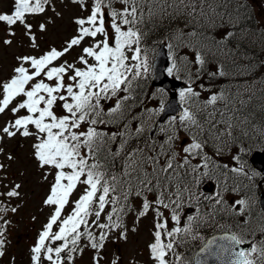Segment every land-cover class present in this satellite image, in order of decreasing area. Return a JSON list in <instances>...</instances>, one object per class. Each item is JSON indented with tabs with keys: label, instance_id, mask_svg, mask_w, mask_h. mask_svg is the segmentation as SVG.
<instances>
[{
	"label": "snow or ice",
	"instance_id": "1",
	"mask_svg": "<svg viewBox=\"0 0 264 264\" xmlns=\"http://www.w3.org/2000/svg\"><path fill=\"white\" fill-rule=\"evenodd\" d=\"M72 2L84 6V0ZM180 2L183 3L184 0ZM47 3L48 0H14L13 10L10 14H0V22L7 26L9 35H15L14 31H10L12 26L22 25L31 46L39 48L37 37L32 33V25L25 17L27 14L44 12V5ZM119 3L123 7L117 10L112 7V0H93L90 14L86 18L74 20L77 25L76 34L66 40L60 49L50 47L39 56H17V64L11 75L0 81V114L8 110L15 117L0 128V140L17 135L33 137L35 142L31 147L34 159L41 169L49 168L54 171V181L43 201L45 206L52 208V212L31 249L32 264H41L42 259L49 264H64L65 257L67 264H73V254L82 252L79 249L82 238H86L91 248L96 250L94 264H101L100 250L104 247L108 232L101 231L99 237L94 235L89 230V217H95L91 224L101 230L120 229L123 227L119 222L120 215L126 213L130 207L129 198L133 196L140 199L138 218L148 215L150 211L155 213V231L152 234L154 242L148 246L155 264H168L166 257L174 250L176 238L193 231V217L189 216L188 222L181 227L182 219L176 209L181 207L185 196L189 200L198 199L179 172V169L189 164V157L199 155L203 149L195 136L182 149L186 155L179 164L176 163L178 153L171 148L176 139L175 131L165 142L169 145L167 153L164 145H161V150L155 155L145 156L141 149L125 152L127 161L119 176L111 175L109 178L106 171H102L104 165L98 160L105 137L95 126L106 122L104 115H114L121 108L120 100H117L115 107L109 108L105 113L101 101L111 99L119 92H127L131 85L129 73L132 74L131 79L135 80L146 75L150 67L147 55H141V33L135 27L142 22L143 15L141 12L140 19L137 18V0H119ZM192 7L194 11L195 6ZM107 17H111L110 26H106ZM39 29L43 33L47 31V26L40 24ZM98 35L102 39H97ZM88 39L93 42L82 47V54L76 62L70 63L63 59ZM3 43L10 45L12 41L6 39ZM127 52L132 53L131 60L134 64L127 63ZM196 61L200 64L204 62L199 52L196 53ZM175 68L173 62L168 74L172 75ZM179 95L181 102L186 104L198 93L188 87L181 90ZM217 99V96H212L208 103L215 104ZM21 110H25L26 114L18 115ZM179 122L186 130L200 127L196 114L188 107L181 112ZM172 125L174 128L175 118ZM142 131V127L136 129L137 134ZM126 143L125 140L121 144L115 156L121 155ZM203 167L206 169L207 164ZM196 171L197 168H192V172ZM232 171L244 174L243 166ZM203 175H207V172ZM47 176L48 173H45L44 178L47 179ZM196 182H199L198 177ZM78 186H83V191L73 201L71 197L74 192L79 191ZM19 187L20 185H15L5 195L18 196ZM147 193L153 194V198L149 199ZM215 203L220 204L221 199H216ZM236 204L240 205L237 214L242 215L247 201L241 199ZM69 205L71 211L63 215ZM106 205H112V208L106 214L108 222L101 223V214L105 212ZM161 209L169 210L170 219L175 222L176 226L170 230L168 218ZM0 211L6 212L7 209L0 208ZM11 211L15 212L16 209ZM113 215L117 217L116 220H113ZM244 223L248 221L245 220ZM54 225L57 231H53ZM3 227L0 225V237H3ZM261 232H264V228ZM119 236L127 239L124 232H120ZM163 236L171 238L168 243L163 242ZM46 241L60 243L53 247L46 244ZM3 244L4 240L0 238V248H3ZM240 245L250 246L239 247ZM200 253L206 254V259L214 258L219 264H264V239L250 242L235 232L225 233L209 239ZM3 254L0 251V255ZM175 259L180 262L183 258L177 255ZM111 264H117V261L113 260ZM195 264H205L199 254Z\"/></svg>",
	"mask_w": 264,
	"mask_h": 264
},
{
	"label": "rangeland",
	"instance_id": "2",
	"mask_svg": "<svg viewBox=\"0 0 264 264\" xmlns=\"http://www.w3.org/2000/svg\"><path fill=\"white\" fill-rule=\"evenodd\" d=\"M249 2L255 7L258 22L264 25V0H249ZM13 3L14 0H0V14H10L13 10ZM179 3L180 0H162V5H174L176 7ZM55 4V8L51 11L46 9L42 13L28 14L25 17L26 21L32 25V33L37 37V42L40 45V47L36 49L31 46L22 25L17 24L12 26L10 31H14L15 35H9V29L7 26L0 22V81H3L11 67L13 68L17 64V60L15 59L17 56L31 55L32 53L36 54L40 50L41 52H44L45 49L48 50L50 47L60 49L66 40L76 34L77 25L74 23V20L76 18H83L87 11H83L80 4H72L68 0H57ZM115 4L117 10H120L123 6L120 5L119 2H116ZM85 5L88 7L89 4L85 3ZM162 11V6H160L159 12L162 13ZM231 11V17H233L235 13L242 15V12L234 8H232ZM110 23L111 17H108L106 19V26H110ZM40 24H45L47 26V31L41 33L39 29ZM163 25L165 26L166 24L164 23ZM193 27L194 25H190L185 21L178 19L171 21L170 28L176 29L179 33H186ZM197 37L199 41L203 43L194 46H184L180 40H175L173 42L180 63L187 61L192 64H197V52L201 54L202 58H207L209 56L215 57L217 55L214 49L219 47L209 43V41L204 42L208 36L202 33V35L198 34ZM6 39L11 40L12 43L10 45L4 44L3 41ZM214 40L217 41V39ZM91 42L92 41H84L82 46L75 47L63 59L70 63L76 62V54L79 56V54L82 53L81 49L85 43L89 44ZM243 43L245 49L242 50V53L248 57H251L254 49L259 46L257 40L250 35L245 36ZM187 68H189V66H187L186 69ZM236 70H239V68ZM232 76H234V78L236 77L235 75ZM204 96L205 95H202L200 98H203ZM154 99L158 101L161 100L157 97ZM191 99L192 97L189 99L188 104H185L186 106L191 105V107H193ZM113 102L114 98H111L107 101H103L102 105H105V107L108 108ZM14 118V114L8 110H6L5 113L0 114V128ZM247 118L252 120L255 119L252 115H247ZM177 124H179V127L176 123L174 128L172 124L164 126L160 131V135L162 141L165 143L168 136L172 135L173 131H175L176 139L172 142L171 148L178 153L176 160L179 162L182 161V158L186 155L183 153L182 149L188 146L192 141L185 137V128L181 126L180 123ZM233 130L237 131L235 128H233ZM222 131V128L216 126L213 120L210 119L209 131L206 133L207 137H205L209 140V145L205 149V154L189 157V164L185 168L179 169L180 174L187 177V183L191 186L192 190L198 188V183L195 182L193 177L192 168L199 169L200 167H203L205 163L208 164L211 160L215 159L216 152L219 154L223 164H228L233 167L239 165L238 157L241 154L239 145L243 144L232 147L230 146L229 140H226L225 143L220 141L217 144L212 141L214 136L220 134ZM238 134L242 139L245 138L244 133L240 132ZM33 139V137L26 138L17 135L11 139L5 137L3 140H0V149H2V151H0V159L6 168L5 171L8 175V180L11 186L17 184L20 185L18 189L19 195L13 200V204L18 207V212L14 215V219L17 223L13 227V230L8 234L9 246L0 249V251L4 253L3 255H0V258L5 264L12 256H16L17 259L13 260L11 264H32L31 249L35 245L39 233L43 230L46 218L51 209V207L43 204L47 187V179L44 178V174L48 173L47 177H49L51 172L49 168L41 169L34 159L32 155L33 149L31 147ZM197 141L199 140L197 139ZM223 143L225 145H223ZM166 149L168 152V144H166ZM9 157H11V159H9ZM246 176L251 185L254 186V174L248 173ZM260 182L261 180L258 178L257 183L259 184ZM211 186L212 184H204L202 187L204 191H211ZM235 187L237 189L236 194L230 192L224 194L221 192L220 196H223L226 201L228 200V204L231 197L235 199L239 198V200L243 199L239 194L238 187ZM146 195H148L149 199L153 198V194L151 193H147ZM225 196H227V198ZM78 197L79 195H74L72 200L74 201ZM189 204L191 206V203ZM129 205L130 207L124 215L125 227L120 229L112 231L101 230L91 224V221L95 219L94 216L89 220V230L97 237H99L101 231L108 232V236L104 241V247L100 250V255L102 256L101 262L104 259L102 264H111L113 260H116L117 264H155L148 247L149 244L154 242L152 234L155 231V213L150 211L148 215L138 218L140 199L133 197L130 200ZM107 207L108 205H106L105 212L101 214V223H107L104 222V214L106 213V210H108ZM186 209L190 210L191 207H184L178 212L182 219L181 227L188 222L189 216L193 217L194 227L197 225H206V223L202 224L205 215H202L201 207L197 206L196 209H192L189 213L186 211L187 215L185 214ZM161 211L164 212L168 218L169 230L171 227L176 226L175 222L170 219V211L166 209H161ZM262 228H264V223L260 222H255L250 226L242 227V236L246 238V236L251 235L252 232L260 233ZM133 229H135V231H133ZM120 232H124L127 239H121L119 236ZM185 235L184 238H186ZM190 237L191 236H188V238ZM162 240L166 243L168 237L163 236ZM86 244L87 245H85L84 249H81L82 252L77 254L75 264H94L93 256L96 255V250L92 249L91 246H88L87 242ZM168 254H170V252ZM166 259L168 260V264H179V262L173 261L172 255H167ZM41 264H48V261L42 259Z\"/></svg>",
	"mask_w": 264,
	"mask_h": 264
},
{
	"label": "trees",
	"instance_id": "3",
	"mask_svg": "<svg viewBox=\"0 0 264 264\" xmlns=\"http://www.w3.org/2000/svg\"><path fill=\"white\" fill-rule=\"evenodd\" d=\"M49 1L50 0H48V2ZM85 1H90L91 4L93 3V0H85ZM150 3H152V5L149 8V15L142 13L143 14L142 22L138 23L135 26L137 29H139L141 33V43H140V47L142 49L141 54H143V56L145 54L147 55L149 66L151 63V59L154 55V50L157 43L159 41H167L169 39L170 34L173 32V28H170L171 21L179 19L174 15V12L173 13L171 12L170 7H165L168 11H162L163 15H160L158 11V8L160 6H157L156 0H152ZM193 5L195 6L194 11L192 7ZM221 5H222L221 0H215V1L184 0L183 3L181 2L179 3V5L177 6V10H179L180 13L189 12L191 14H194L198 12L199 15L206 14L208 16L210 15L211 12H213L215 18L220 15V12L221 14H224ZM137 18L140 19L139 11ZM183 19L187 23V19H188L187 14L184 16ZM164 23L166 24L165 26L163 25ZM200 25L203 26L202 24ZM204 30H202L203 33ZM216 31H218V29ZM220 32H218L216 35H218ZM228 41H230L231 44L235 43L234 36L229 37ZM244 63L246 64L247 67L246 69L249 70L250 72H246L245 66L240 67L239 70H237V73L242 76H236L234 79L229 80L227 82L225 89L222 88L223 91L220 92V94H216L214 96H217L218 97L217 101H220V97L224 91L235 90L236 92L232 97L234 98V101H239L241 99L248 100V93L252 90V92L255 93V96L254 99L252 98L253 103L251 105L253 109L254 108L259 109L262 106H264V64H258L259 63L258 61L248 60V59L244 61ZM150 72L151 69L149 67V71L146 75H142L141 77L135 80H132L130 78L131 85L128 86V91L126 93L128 98L125 103L124 111H121L120 114L116 116V124L113 125L114 127H116L114 128V131H117L119 129V133L117 135H121V133H123V135L125 136V140L127 141V143L124 144V151L120 156H115L114 155L115 150L114 151L109 150V146L110 143H112V141L108 140V138H105V142L102 145L100 152L98 153V160L101 164L104 165L102 171H106L109 178L111 175L119 176L120 173L123 171L124 167L122 166L123 164L122 156L124 155L125 152H130L133 149H141L143 150L145 156L155 155L154 153L155 147L153 144V140H149L145 131L146 130L145 111L149 110L150 108L149 107L150 105L148 103L150 100V93H152V91L148 86V78ZM197 87L198 89H201L200 86ZM201 104L202 107L207 108L206 111L210 112L211 114L218 113L212 107L209 106L207 100H202ZM24 114H26V111L21 110V115ZM141 127L143 128V131L140 134H137L136 129ZM104 137H106L105 133H104ZM230 140H232V137L230 138ZM117 143L121 147L122 143L119 142ZM231 143L232 144L235 143V137L233 138V141ZM91 162L92 161H90V163ZM0 165H3V167H0V208L7 209L6 212L0 211V225L4 226L3 237L0 238L4 240V244H5V241L8 238V234L6 233V230L7 228H9V225L12 222V220L8 216V212L12 204V197H8L7 195H5V193L10 191V189L7 186L8 184L3 174L5 170L4 168L5 166L2 160H0ZM53 181H54V175L51 176L50 181L47 185L49 189ZM243 186L245 187V184ZM246 188L248 189L252 187L248 186ZM70 210L67 211L66 213L64 212L63 215H67L70 212ZM226 218L227 221L225 222V224L238 222L237 217H232L229 214L227 215ZM248 218L254 220V217H248ZM5 221H7L8 223L5 224L4 223ZM57 230H58L57 227L54 225L53 231H57ZM83 240L84 238L81 239L80 243ZM46 243H49V245L51 243H55L52 245L53 247H55L60 242L46 241ZM12 257L14 258V260H16V257L14 256Z\"/></svg>",
	"mask_w": 264,
	"mask_h": 264
},
{
	"label": "water",
	"instance_id": "4",
	"mask_svg": "<svg viewBox=\"0 0 264 264\" xmlns=\"http://www.w3.org/2000/svg\"><path fill=\"white\" fill-rule=\"evenodd\" d=\"M164 53H165L164 49L159 48L158 54H157V59L154 63L155 74L151 80V84L152 85H159L165 89H171L172 90V92L170 94L169 103L164 107L163 116H166L168 114L178 115L180 108L177 104L176 91L175 90L182 88L183 84L180 82L174 81V80H170L164 75L163 71H164V68L166 66V60H165ZM256 162H258L256 160V158H253L252 163L260 169L261 166L257 165ZM261 205L262 206L264 205V201H261ZM239 247H244V246L240 245ZM209 264H219V262L216 261L214 258L210 257Z\"/></svg>",
	"mask_w": 264,
	"mask_h": 264
}]
</instances>
